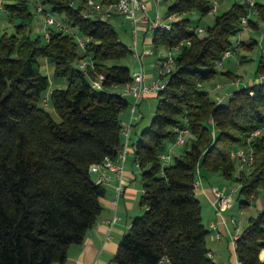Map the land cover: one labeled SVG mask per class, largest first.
I'll return each mask as SVG.
<instances>
[{
	"label": "trees",
	"instance_id": "16d2710c",
	"mask_svg": "<svg viewBox=\"0 0 264 264\" xmlns=\"http://www.w3.org/2000/svg\"><path fill=\"white\" fill-rule=\"evenodd\" d=\"M32 1H4L15 30L0 36V264L61 263L70 245L83 241L105 193L91 165L117 157L123 144L121 114L132 103L121 89L132 80L131 67L122 60L133 51L109 18L84 16L86 0H42L75 33L91 37L81 48L73 33L55 27L48 40L43 32L34 34ZM215 1L172 0L167 14L178 17L170 28L153 29L154 47L183 44L166 86L156 91L155 114L134 142L144 211L119 243L118 264H159L163 256L169 264H215L193 185L197 171L204 168L238 182V193L245 196L241 207L264 186V83L233 91L226 103L213 99L205 87L227 50H250L258 43L232 39L251 12L248 0L233 2L202 32L184 15L197 11L204 16ZM254 9L249 23L258 28L264 0H256ZM42 57L54 65L55 77L67 82L50 94L59 120L40 103L50 86L41 71ZM84 59L89 60L86 68L81 67ZM258 70H264V47ZM100 74L101 87H96ZM184 127L190 133L184 149L163 164L159 154ZM248 140L254 168L238 172L231 151ZM263 249L264 208L249 218L236 240L241 264H264Z\"/></svg>",
	"mask_w": 264,
	"mask_h": 264
},
{
	"label": "built area",
	"instance_id": "2783aa9c",
	"mask_svg": "<svg viewBox=\"0 0 264 264\" xmlns=\"http://www.w3.org/2000/svg\"><path fill=\"white\" fill-rule=\"evenodd\" d=\"M5 0H0V8L4 6ZM156 4H159L162 2V0H154ZM36 12L41 14L43 16V35L45 39L50 38V28L55 27L59 30L73 33L76 37V40L81 48H85L86 44L91 40V37L86 34L81 33H75L73 29L66 24V22L58 16L53 11L46 8V6L43 4L42 0H33ZM86 3L88 5V8L90 10H85L83 12L84 16L87 17H97L99 14L104 18H110L114 13L122 15L126 20H128L132 26V33L134 36L133 44L130 46L133 54L136 58L141 59V55L138 54L137 49V39H138V33L139 28L141 26V23L143 21L148 20L149 21V29L153 30L156 27H166L170 28L171 22L165 23L162 22V17L159 12L156 14L154 19H151L148 15V10L150 8V4L147 0H117L114 2L109 3H103L100 0H86ZM248 3L251 7V12L242 18V25L243 29L248 28L252 29L249 23V17L251 14L255 13V3L256 0H248ZM72 4H74L72 2ZM217 1H215L214 6L212 8V11H214L216 7ZM176 16L175 14L170 15L169 17ZM198 32H202L203 28L198 27ZM189 42V41H187ZM181 44H183V41H181L179 44L169 47V52L163 57L161 61V73L160 77L162 78L165 75H169L175 65H176V55L174 54V50H179ZM239 48L236 49H230L227 50L224 53V56H228L232 52H238ZM153 50H147V54H153ZM89 61H82L81 67L86 68ZM91 63V62H90ZM103 74L99 75V78L94 81V86L101 87V79L103 78ZM144 71H135L132 73V80L125 84L122 87V93L126 96H131L133 98V101L130 105V111H131V119L130 120H122L121 123V135L123 137V144L119 148L117 157L115 159H112L111 157L107 156L101 163H95L91 165V172L96 173L97 176L95 177V181L97 184L105 185L107 183H110L112 181V176L107 173L106 170L110 169L115 172L114 178L116 179V197L114 199V203L117 205L118 198L123 194L125 191V185L122 180V175L124 173L125 167H126V161H127V155L129 152V139H130V131L132 127L133 119L136 118V111L138 104L142 100V98L145 96V94L149 91H158L160 89H163L166 86V82H162L159 79H155L151 84H146L144 82ZM169 79V78H168ZM234 83H238L239 79L232 80ZM257 82L258 83H264V72H260L257 75ZM218 87H221L222 84H218ZM220 100H222V97L219 96ZM46 100V99H45ZM260 131L256 130L253 132L252 135L258 134ZM189 133L188 128H179L178 134L176 136V139L173 143H171V146H181L184 147L186 144V134ZM250 140V139H249ZM248 140V143H246L243 146H239L231 151V157L235 161L236 169L238 172L243 170H248L250 167L253 166L255 161V152L250 144V141ZM159 157L163 164H168L172 161V154L170 152L164 151L159 154ZM136 164L139 166V161L136 158ZM140 167V166H139ZM194 188L197 190L201 187L202 181L200 177L199 170L197 171L196 179L193 183ZM211 192L213 195L212 204L215 207L218 215H219V221H212L210 226L215 230V236L217 238L221 237V232L218 230V224L219 222H223L225 224L228 223V216H226L224 213L228 210H230L233 207V195L238 192L237 187H233L228 192L227 189L221 188L219 186H212ZM118 218L117 215H115L112 219H106L105 223L108 225L109 228L112 227L115 220ZM231 222L237 223V220L235 217L230 218ZM239 234H234L232 236V242L236 244V240L238 238ZM107 238H111V233L109 232L107 235ZM209 255L212 257V252H209ZM170 263V259L167 256H163L160 259L159 264ZM54 264H58V262H55ZM237 264H241L240 261L237 262Z\"/></svg>",
	"mask_w": 264,
	"mask_h": 264
},
{
	"label": "crops",
	"instance_id": "0c3cea01",
	"mask_svg": "<svg viewBox=\"0 0 264 264\" xmlns=\"http://www.w3.org/2000/svg\"><path fill=\"white\" fill-rule=\"evenodd\" d=\"M149 4H150L149 13L150 15H152V11L156 10L158 8V5L160 4H156L154 0L150 1ZM119 15L120 14L114 13L112 16H119ZM166 15L168 17V14ZM175 17L177 18L178 15H176ZM119 23L120 26L126 25L124 19H122ZM113 24H115V22H113ZM38 25L40 30L43 31V18L39 20ZM140 30L144 32H142L140 36L141 38L138 37L137 39V49L139 50V47H142L143 50L141 53V59H143V57L146 58V56L148 57L152 55V54H147L145 51L149 46L148 42L150 41V38L148 37V32L151 31V29H149L148 20L143 21L141 23L139 31ZM154 48L156 51H159L156 64L161 65V61L164 57L163 55H165V53L167 52L168 47L162 45L160 47L157 48L154 47ZM141 59L138 60L141 61ZM247 59L248 58L246 55H243L241 57L242 61ZM145 71L146 72H144L145 74L144 82L146 84H151L156 78L153 74L147 73V70ZM217 71L219 77H227V79L230 80L232 83L231 86H233V89H228L227 91L220 92V94H222L221 95L222 101H225L227 97L229 98V96L233 91L241 87H248L258 83L256 76L253 79L244 82V79L241 77L242 75L237 71L231 70L230 68L217 67ZM232 77H237L239 79V82L238 83L232 82L231 79ZM218 82L221 83L222 81L219 80ZM218 82L214 83V87H216ZM222 87L225 88L223 84L221 87L219 88L217 87V88L221 89ZM155 96H157L156 91H149L145 94V96L138 104L136 111L137 117L133 119L132 122L133 124L130 131L129 152L127 155L126 167L122 175V180L125 185V191L118 198L117 205L114 203V199L116 197V190H115L116 179L114 178L115 172L108 169L106 171L108 174L112 176V181L104 185L105 193L100 199L102 204V209L100 214L98 215L95 224L87 231L81 243H73L70 245L66 260L61 263L58 262V264H117L115 263L116 261L114 257L122 237L124 236L125 233L128 232L134 217L140 215L144 211V207L140 205V197L143 193V185L141 180L142 170L136 164V153L134 146V142L137 138L134 140L131 139V136L134 133L138 137L141 131L145 128L142 125V119L144 117L143 106L146 102L153 99ZM129 98L132 102L133 98L132 97ZM121 118L124 121L125 120L128 121L131 119L130 107L122 112ZM172 149L173 146L169 144L166 147L165 151L171 152ZM199 173H200L202 185L199 189L196 190V194L200 199L201 204H202L201 197H203L206 202L211 203L213 199L211 187L213 184L208 183V181H210V179H212L218 173H210L204 168L200 169ZM93 176L95 178L97 174L93 173ZM212 207L215 208L213 205ZM211 211L212 214H210V216L206 219L208 221V226L205 223L204 224L209 229V233L207 235V245L210 252H212L213 254L212 259L215 261V264H237L239 259L236 252V244L232 242V236L234 234H240L243 230L238 233L234 232V230L237 228L236 227L234 229L232 228L231 220H230L231 223L228 221L227 224L223 222H219L218 230L221 232V237L217 238L215 236V230L210 226V224L212 221H219V215L216 209H214V212L213 209H211ZM225 213H227V211ZM115 215H117L118 218L115 220L112 227L109 228L108 225L105 223V220L112 219ZM225 215L231 218L232 214L227 213ZM233 225L236 226V224ZM109 232L111 233V238H107ZM262 252H264V249L260 252V258L264 259V255L262 256ZM162 264H166V263H162Z\"/></svg>",
	"mask_w": 264,
	"mask_h": 264
},
{
	"label": "rangeland",
	"instance_id": "374dc122",
	"mask_svg": "<svg viewBox=\"0 0 264 264\" xmlns=\"http://www.w3.org/2000/svg\"><path fill=\"white\" fill-rule=\"evenodd\" d=\"M149 3L150 1L153 0H147ZM237 0H218L216 7L214 9V11L202 16L200 13H198L197 11H191L188 12L186 14H184L185 16H188L192 19L194 25H197L198 27H202L203 29H205L206 27H208L209 25L213 24L214 22V18L216 14H220L224 11H226L233 2H235ZM172 2V0H162L161 3H159L160 5H158V8L156 10L152 11V15H150V8L148 10V15L150 16L151 19H154L156 14L159 12V14H161L162 17V22L165 23H169L172 22L173 20H175V16L172 17H167V10H168V6L169 4ZM32 7L35 10V5L34 2L32 1ZM86 10H90L89 8H87ZM36 11V10H35ZM100 15V14H99ZM101 16V15H100ZM253 18L255 17L254 15L252 16ZM43 18V16L39 13L36 12V19L34 21V25H33V30H34V34H42V30H40L38 22L39 20ZM124 19V22H126L125 26H120V21ZM109 20L113 23L115 22V27L119 32V35L121 37V39L126 42L129 46H131L133 44L134 41V36L132 33V26L130 24V22L128 20H126L123 16L119 15V16H112L111 18H109ZM250 26L252 27V29H248V28H244L240 33L236 34L232 39L233 42H238L240 40L246 41V42H251L253 41V39L258 40V43L254 45V47L250 50H245L239 47L238 52H232L231 54H229L228 56H225L222 60V62L219 64V68L224 67V68H230L233 71H237L239 72L242 76V78L244 79V82L253 79L255 76L257 78V75L260 73L258 68L260 66V61H261V56H262V52H263V47H264V22L260 21L258 28L255 27L254 25L250 24ZM14 23L11 22L8 18V11L6 10V8L3 6L2 8H0V36H2L3 34L7 33V34H12L14 32ZM142 30L139 31L138 33V37L141 38V34H142ZM152 34L153 31H149L148 32V37L150 38V41L148 42V47L145 51L147 50H153L154 53L151 56H146L143 57V59L138 60V58H135L134 54H130L128 55L126 58H124L122 61L126 64H129V66L131 67V71L132 73L135 71H141L144 70V72H146L145 70H147V73L149 74H153L155 76L156 79H159L162 82H166L169 78V75H165L162 78L160 77V73H161V65L160 64H156L157 62V57L159 54V51H156L154 48V44L152 42ZM160 47V46H159ZM142 47H139L138 50V54L141 55L142 53ZM169 52V47L167 52L165 53V55ZM179 52V50H174V54L177 55ZM163 55V56H165ZM243 55L247 56V60L242 61L241 57ZM85 61H89L88 59H84ZM143 62V65H142ZM154 64V65H153ZM41 71L48 75L49 79H50V86L48 87V89L45 91L43 98L41 100V104L43 106H45L47 109H49L53 115V117L57 120L60 119L59 114L56 112V110L54 109V107L52 106V103L50 101V94L51 91L57 87H65L67 85V82L65 80V78L62 77H55L54 75V65L49 62L46 58L42 57L41 58ZM261 72H264L261 71ZM257 74V75H256ZM237 77H232L231 79L234 80ZM238 79V78H237ZM221 80L222 82L219 83L218 81ZM218 82V84H223L225 88H221L218 89L219 87L216 85V87H214V83ZM231 81L227 79V77H219V74L216 75V77L214 79H212L211 81L207 82L205 84V87L209 90L210 92V96L215 99V100H220L219 96H221L222 94H220V92L222 91H227L228 89H233V86H231ZM236 85V84H235ZM218 87V88H217ZM131 97V96H129ZM46 99V100H45ZM228 97L225 99V103L228 101ZM157 102H158V98L157 96H155L153 99L149 100L148 102H146L143 106V114L144 117L142 119V125L144 127L148 126L155 114V110L157 107ZM260 131V130H259ZM190 133L186 134V136L188 137ZM256 135V134H255ZM190 137V136H189ZM137 135L136 134H132L131 139H136ZM184 149V147L181 146H173V149L171 150V154L172 156L180 154V152ZM254 166L250 167L247 170V173H250L253 170ZM206 181V179H205ZM208 183L213 184L212 186H219L221 188H227V191L229 192L231 188L233 187H237L238 189L240 188V184L234 180H229L226 179L224 176H222L220 173L216 174V176H214L212 179H210V181H208ZM202 199V217L203 222L208 226V221L206 220L210 214H212L211 209H214L211 205V203L206 202L204 200L203 197H201ZM245 196L244 195H239V193H235L233 195V207L227 211L228 214H232L231 217H235L237 220L236 226L233 225L235 223H231L230 222V217H228V221L231 223L232 228L234 229L235 227L237 229L234 230V232H240L242 231L245 226H247L249 218L251 216H256L259 211L264 208V186H260L257 188V190L255 191V193L253 195H251L249 197L250 200V204L246 205L244 207H241L240 205V201L244 200ZM224 213V214H227ZM237 230V231H236ZM117 263V262H115ZM118 264V263H117Z\"/></svg>",
	"mask_w": 264,
	"mask_h": 264
}]
</instances>
